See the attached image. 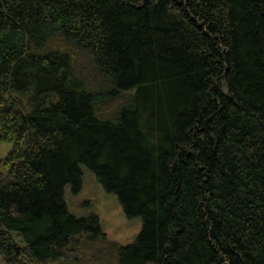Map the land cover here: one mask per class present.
Wrapping results in <instances>:
<instances>
[{
    "label": "trees",
    "instance_id": "1",
    "mask_svg": "<svg viewBox=\"0 0 264 264\" xmlns=\"http://www.w3.org/2000/svg\"><path fill=\"white\" fill-rule=\"evenodd\" d=\"M1 142L4 264H264V0H0Z\"/></svg>",
    "mask_w": 264,
    "mask_h": 264
},
{
    "label": "rangeland",
    "instance_id": "2",
    "mask_svg": "<svg viewBox=\"0 0 264 264\" xmlns=\"http://www.w3.org/2000/svg\"><path fill=\"white\" fill-rule=\"evenodd\" d=\"M11 143H0V159L10 150ZM82 185L77 193L69 186L64 189V200L69 212L76 216L96 214L107 239L119 244L135 241L142 227L140 217L127 218L114 193L107 192L96 179L94 173L81 165ZM0 264H4L0 256Z\"/></svg>",
    "mask_w": 264,
    "mask_h": 264
}]
</instances>
